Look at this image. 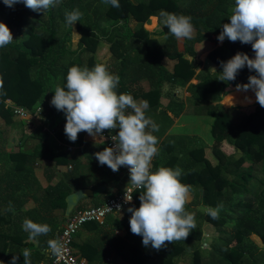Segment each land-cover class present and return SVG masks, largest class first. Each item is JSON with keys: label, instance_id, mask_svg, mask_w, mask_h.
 Here are the masks:
<instances>
[{"label": "trees", "instance_id": "trees-1", "mask_svg": "<svg viewBox=\"0 0 264 264\" xmlns=\"http://www.w3.org/2000/svg\"><path fill=\"white\" fill-rule=\"evenodd\" d=\"M84 1L59 0L58 5L43 14L23 2L9 7L0 0V21L10 27L15 38L0 48V264H11L13 256H18L17 264H24L25 248L31 250V264L48 262L47 242L59 238L65 218L57 210L65 211L67 197L83 187L81 179H88L89 173L92 176L96 171L84 166L68 149L54 150L45 123L63 112L51 104V99L55 86L66 85L68 69L73 65L91 68L97 63L120 77L118 93H129L135 100L143 98L148 102V117L163 105L162 100H171L168 105L174 106L175 115L184 111L213 117L212 135L220 139L217 145L190 147H178L176 142L164 139L163 154L167 150L170 155L154 161L152 170L159 166L182 169L181 182L190 188L185 208L195 212L196 228L186 240L156 250L145 246L142 236L131 232L132 214H124L117 225L126 230V240L117 246L120 255L133 264H213L215 260L220 264H264V107L258 103L252 110L233 106L256 101L251 89L230 93L222 103L228 91L237 88V84L248 83L249 76L256 73L245 66L234 81L217 79L222 71L221 61L226 62L237 52L255 56L251 44L217 39L222 25L230 22L229 9L235 0H119V8L104 4L103 0H96L93 7ZM75 9L82 13L81 19L69 25L65 13ZM161 10L190 16L195 29L193 38L177 40L163 24ZM74 28L80 34L77 48L70 45ZM158 36H166L163 44ZM101 42L110 49L98 61ZM165 58L177 60L173 71L165 66ZM204 58L214 63L217 71L203 68L197 73ZM143 78L150 81L149 90L136 88ZM181 88H185L184 96L176 94ZM8 99L31 111L41 109L37 117L30 118L40 139L32 152L20 149V142L13 145L6 135L7 128L29 124L14 113ZM157 122L160 137L173 118L168 112L161 113ZM64 129L65 126L61 128L65 133ZM104 134H118V129L106 130ZM63 141L72 143L69 139ZM88 141L79 139L80 144L92 143ZM98 146L102 147L101 142ZM41 157L53 166L45 169L49 181L61 174L58 182L46 187L37 174ZM91 157L96 159L95 153ZM256 166L263 169L262 175L255 174ZM101 169L104 171L94 187L102 183L110 186L106 170L98 166ZM21 189L27 190L23 196L19 194ZM226 195L238 197L225 205ZM139 196L137 191L133 207L140 206ZM10 206L13 210H9ZM209 206H222L218 219L207 213ZM202 208L205 212L201 216ZM25 218L46 223L51 231L29 240V234L22 229ZM230 222L235 227L227 237L203 245L209 237L205 234L206 225L211 223L227 232Z\"/></svg>", "mask_w": 264, "mask_h": 264}, {"label": "clouds", "instance_id": "clouds-1", "mask_svg": "<svg viewBox=\"0 0 264 264\" xmlns=\"http://www.w3.org/2000/svg\"><path fill=\"white\" fill-rule=\"evenodd\" d=\"M3 2L9 7L23 2L27 8L45 14L59 0ZM103 3L115 8L120 6L119 0H103ZM229 12L230 22L222 25L218 41L223 42L227 38L232 42L251 44L255 56L237 52L226 62L221 61L222 71L217 79L234 81L238 72L247 66L256 74L249 76L248 83L237 84V91L253 90L256 102L264 107V0H235ZM159 15L177 40L193 38L195 29L190 16L164 10ZM81 16L79 9L65 13L69 25L80 21ZM14 39L10 27L0 21V48ZM212 69L217 71L215 67ZM119 81L120 77L102 63L91 68L73 65L68 69L66 85L55 86L51 104L66 114L64 131L72 142L78 139L81 132L96 138L106 130L118 129V134L112 136L115 145L95 153L96 159L113 172H117L121 166L129 168L128 185L140 192L141 202L138 208H128L132 214L129 221L131 232L142 236L145 246L151 245L160 250L169 243L186 240L196 228L194 215L185 208L190 188L181 182L183 172L179 167L159 166L152 170V160L159 151L158 138L153 134L158 131V126L146 116L149 107L147 101L137 102L131 94L116 91ZM125 200L130 202L132 195L125 193ZM220 207L209 206L207 213L213 219H218ZM9 210H13L11 206ZM22 229L29 234V240L51 231L48 224L28 218L24 219ZM47 243L53 256L62 254L63 244L59 238L49 239ZM22 254L24 264H31V250L25 248ZM17 260L18 256H13L11 264H17Z\"/></svg>", "mask_w": 264, "mask_h": 264}, {"label": "crops", "instance_id": "crops-1", "mask_svg": "<svg viewBox=\"0 0 264 264\" xmlns=\"http://www.w3.org/2000/svg\"><path fill=\"white\" fill-rule=\"evenodd\" d=\"M158 38L160 39L162 44L166 40V36H158ZM99 45L100 48L98 47L97 50V60L101 61L109 52L110 46L105 42H101ZM187 57L191 59L189 55ZM207 61L208 59L204 58L203 65L197 70V73L201 69L207 68ZM176 62L177 60H172L170 58L164 59L165 66L171 71L174 70V65ZM107 69L110 71V68L107 67ZM150 86V81L147 78H143L136 85V88L139 90H149ZM168 86L169 84H167L166 92L170 91L168 89ZM176 94L184 96L185 88L176 90ZM136 101L140 102L146 100L141 98ZM162 101L163 105L159 107L157 112H153L152 116H150L149 118L155 124H157V115L168 112L169 115L173 118V123L163 136L159 137V134L156 131L153 132V134L158 138L159 141L157 145L159 151L158 154L153 158L152 163L154 161H157L158 158L163 159L164 155H170L168 154L169 152L165 149L163 154L164 139H169L172 140V142H176V146L178 147L182 145H186L187 147L195 145L209 146V115L189 114L185 113L184 111H182L179 115H175L173 113L174 106L168 105L171 100ZM166 105L168 106L166 107ZM169 106H171L172 109L169 110ZM23 122L29 124H27L26 126L21 125V127L20 125H17L12 128H7L6 132L11 131L16 135V137L12 140L14 143L13 145H16L17 142H20V149L27 152H32L36 145L40 142L39 131L35 130V126L31 123L30 119L29 122L23 119ZM47 122L48 123H45V126L51 134L48 141L54 150L58 151L63 148L68 149V146H72V151L68 149L70 153L76 156L77 160H80L84 164V166L89 165L91 169L94 168L96 170L92 176L91 173H89L88 179H81L83 187L77 191H80L84 188H91L95 190L101 186H106V189L97 196H81L78 202L79 208L102 204L112 196L122 192L128 186L130 177L124 172L122 167H120L117 172H113L108 166L101 165L97 159L91 157V154L103 151L104 148H106L104 137L97 136L96 138H94L81 132L79 133L78 139L75 142H64L63 139L68 140V137L63 132V130H61V128L66 125V114L61 112L54 120H47ZM186 136H188V138H186ZM82 137L86 140H89L88 142L92 143L88 144L87 142H84L83 144H80L79 139ZM99 142H101L102 147L98 146ZM98 166H102V168L106 170L105 176L109 179L110 186L102 183L98 187H94L104 171L102 169L99 171ZM49 167L51 168L53 166L48 163L46 159H43L41 157L38 160L37 174L44 187H46L50 183L54 184L58 182L61 177V174H57L52 179V181H49L45 175V169L48 170L50 169ZM26 192L27 190L23 191L21 189L19 191V194L23 196ZM78 206L75 208V210L78 209ZM129 207H133V203L131 204V206L124 208L119 213L107 216L103 221H100L97 224L95 222L86 223L75 237L74 250L76 251V253L84 258L89 264H133L126 260L122 255H120L117 247L121 240H126V230H123L117 225H119V221L121 220L122 216H124V214H131L130 212H128ZM62 213H64L65 217L62 224L64 225L69 216H66L65 211H62V209L57 210V214L61 215Z\"/></svg>", "mask_w": 264, "mask_h": 264}, {"label": "built area", "instance_id": "built-area-1", "mask_svg": "<svg viewBox=\"0 0 264 264\" xmlns=\"http://www.w3.org/2000/svg\"><path fill=\"white\" fill-rule=\"evenodd\" d=\"M7 103L14 109V113L23 119L37 117L41 110L38 108L36 111H31L26 107L16 105L10 99L7 100ZM84 133L89 135L86 132ZM115 135L116 134L107 136L103 133L101 137L105 138L106 147L115 145V141L112 140V136ZM68 149L72 151L73 147L68 146ZM121 167L130 177L129 168L126 166ZM136 192L137 190H133L131 185H128L122 192L112 196L102 204L80 207L74 210L64 223L59 235V240L63 244L62 254L59 257H56L50 252V259L44 264H89L74 250V241L76 235L86 223L103 221L107 216L116 214L122 211L124 208L131 206V204L135 201ZM125 193L132 195V200L130 202H126Z\"/></svg>", "mask_w": 264, "mask_h": 264}, {"label": "rangeland", "instance_id": "rangeland-1", "mask_svg": "<svg viewBox=\"0 0 264 264\" xmlns=\"http://www.w3.org/2000/svg\"><path fill=\"white\" fill-rule=\"evenodd\" d=\"M86 4H88V5H90L91 7H93L95 4H96V0H85L84 1ZM57 5H58V3H57ZM95 19H97V17H95ZM104 25L105 26H108V25H110V23H104ZM74 35H73V40H72V42L70 43V45L73 47V48H77L78 47V41H79V38H80V34L76 31V29L74 28ZM99 48H100V45H99ZM206 67L209 69V70H212V71H215V70H213L212 68L213 67H215L216 68V70L218 69V67L214 64V63H212L211 61H207L206 62ZM237 91V88H234V89H231L230 91H228L226 94H225V97H224V99L222 100V103H224L225 104V102H224V100H225V98H226V96L227 95H229L230 93H233V92H236ZM250 92H253L254 94H255V92L253 91V90H249ZM238 92H240V91H238ZM257 104V102L256 101H254V102H252V103H250V104H247V105H233V106H242V107H244V108H247L248 110H252V109H254V106ZM227 105V104H226ZM231 106V105H230ZM26 120H28V119H26ZM213 121H214V118L213 117H211V116H209V141H208V143H209V145L210 146H213V145H217L219 142H220V139L219 138H216V137H214L213 135H212V124H213ZM6 135L7 136H9V139H10V142L12 143V144H14L13 143V139L16 137V135L13 133V132H11V131H8V132H6ZM256 172H255V174L256 175H258V176H260V175H262L263 174V169L262 168H260L259 166H256ZM246 196V195H245ZM236 197H238V195H231V196H225V197H223V199H224V204L225 205H229V204H231V203H233L234 202V199L236 198ZM201 212L202 213H200L201 214V216L203 215V213L205 212L204 211V209L202 208L201 209ZM194 214V216L196 215L195 214V212L193 213ZM198 214V213H197ZM204 219V218H203ZM200 220H201V218H200ZM203 221L201 220V222L200 223H202ZM227 226V232H222V231H220L219 230V228L218 227H216V226H214L213 224H211V223H209L208 225H206L205 227H204V229H205V234L206 235H208L209 237H208V239L206 240V243L205 244H203L204 246H207V244H210V245H212L214 242H217L218 243V241L220 240V238L221 237H227L228 236V234H230V233H228V232H230L234 227H235V225H234V223L233 222H230L228 225H226ZM200 227H202V224L200 225ZM205 242V240H202V243H204ZM198 244H200V242H198ZM208 256H206V258H207ZM185 260H188V262H190L191 261V258H184ZM209 259H210V257H209ZM208 260V259H207ZM180 264H187V262L186 263H184V262H181ZM213 264H220L219 263V261L217 260H215L214 262H213Z\"/></svg>", "mask_w": 264, "mask_h": 264}, {"label": "water", "instance_id": "water-1", "mask_svg": "<svg viewBox=\"0 0 264 264\" xmlns=\"http://www.w3.org/2000/svg\"><path fill=\"white\" fill-rule=\"evenodd\" d=\"M106 189V186H101L95 190L91 188H84L80 191L74 190L68 197H67V207L65 210L66 216H70L75 208L78 206L79 199L81 196L88 197V196H97L103 190ZM86 194V195H85Z\"/></svg>", "mask_w": 264, "mask_h": 264}]
</instances>
